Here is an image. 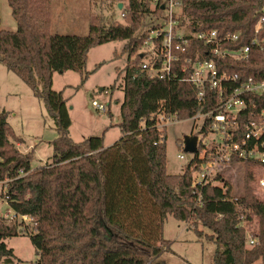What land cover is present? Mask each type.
Listing matches in <instances>:
<instances>
[{"label":"trees","instance_id":"16d2710c","mask_svg":"<svg viewBox=\"0 0 264 264\" xmlns=\"http://www.w3.org/2000/svg\"><path fill=\"white\" fill-rule=\"evenodd\" d=\"M50 1L9 0L18 25L15 31L1 28L0 15V63L44 102L58 132L50 142L53 162L33 168L34 150L17 149L15 142L22 139L7 121L8 111L0 110V181L9 179L1 197L16 218L34 219V226L26 224L23 231L30 234L40 256L36 264H167L162 258L168 249L163 229L169 215L178 221L193 220L198 237L216 244L214 264H264V200L255 196L251 184L253 168L264 163L242 161L248 182L238 201L230 199L231 186L224 190L204 185L199 187L201 205L192 186L198 156L180 174L167 171L166 129L157 127L155 117L167 112L186 120L198 112L197 88L182 79L189 78L197 59H213L209 46L189 35V50L175 51L171 78L151 76L143 65L151 60L154 67H161L164 35L154 37L151 50L145 43L151 31L164 26L163 0L157 4L155 0H118L128 1L122 10L125 23L107 24L104 17L91 14L87 35L52 33ZM181 1L178 29H217L220 35L239 31V39L226 46L251 45L249 59H221L219 70L238 75V84L264 81V0ZM255 38L260 45L252 44ZM111 41H125L123 52L127 53L119 124L123 136L108 147L104 135L75 142L70 136L67 99L63 91L53 89L54 74L75 71L85 81L89 52ZM215 96L207 89L204 110L216 107ZM244 97L250 108L240 117L241 133L246 132L245 122L253 112L264 109V94ZM260 141L264 142V135ZM247 208L259 223L253 248L246 246L247 234L241 225ZM199 224L211 233L198 228ZM18 225L0 218V264H15L14 250L4 240L18 235Z\"/></svg>","mask_w":264,"mask_h":264},{"label":"rangeland","instance_id":"374dc122","mask_svg":"<svg viewBox=\"0 0 264 264\" xmlns=\"http://www.w3.org/2000/svg\"><path fill=\"white\" fill-rule=\"evenodd\" d=\"M119 3L118 0H51L50 30L59 34L87 35L91 14L104 17L107 24L115 21L125 23L122 10L127 7L128 1H123L121 8ZM0 15L3 30H17V21L13 17L9 0H0ZM124 46L125 41H111L92 48L85 68V72L89 74L85 81L83 75L75 71L54 74L53 89L63 91L67 99L72 118L70 136L75 142L104 135L105 142L113 144L123 136L119 124L124 100L123 69L127 60V53L123 52ZM99 64L101 65L97 67ZM106 90L108 93H105ZM94 100L105 104L107 111L102 112L94 106ZM2 109L8 111L7 121L22 139L21 142H15L17 149L23 153L34 150L32 167L53 162L54 151L50 142L58 136L55 120L32 89L17 74L0 63V110ZM200 124L201 120L187 119L165 126L168 173L180 174L184 171L192 157L191 153L184 150L185 137L197 135L201 138V134H198ZM179 154H184L186 158L180 159ZM253 171L251 184L254 194L264 200V190L258 187L259 180L264 179V165H257ZM246 172L245 164L240 163L219 173L232 187L231 197L238 199L243 195L245 183L248 182ZM8 181L9 179L0 181V218L6 224L19 225L18 235L7 237L4 241L14 250L15 264H36L40 256L30 234L23 231L26 224L31 228L35 223L32 218H16L1 197L2 188L7 192ZM244 213L251 216V220L243 221L244 216H241L247 234L246 246L253 248L255 244L249 243V238L257 237L258 218L251 209H245ZM21 220L24 223H20ZM194 228L193 220L178 221L171 215L166 218L163 237L168 240V249H165L162 258L167 264H214L216 244L199 238ZM198 228L211 233L200 224Z\"/></svg>","mask_w":264,"mask_h":264},{"label":"built area","instance_id":"2783aa9c","mask_svg":"<svg viewBox=\"0 0 264 264\" xmlns=\"http://www.w3.org/2000/svg\"><path fill=\"white\" fill-rule=\"evenodd\" d=\"M163 1L162 8L166 17L163 22L164 26L161 30L151 31L149 40L145 43V48L151 50L154 37L159 34L164 35L161 46L163 62L161 67H154L151 60L146 61L143 69H146L151 76H160L161 78L167 76L171 78L173 63L177 60L175 51L186 52L189 50V35L209 46L213 56V59L210 60L197 59L193 63L194 69L189 78L182 79L196 86L197 101L200 106L198 112L190 118L195 121L201 120L202 124L198 126V134H201V138L195 135L198 137V150L195 153H191L192 157L189 162L195 156H198V170L194 175L192 186L195 188L194 193L197 195V203L201 205L203 204V197L199 189L200 186H220L224 190L229 188L227 180L219 173L234 164L242 163L246 159L264 163V142L260 141L261 136L264 135V109L257 113L253 112V117L245 122L246 132H240V117L245 115L243 114L245 113L244 111L250 108L244 95H263L264 81L249 79L238 84V75L218 69L217 61L221 59L247 60L250 58L251 45L229 48L225 44L237 41L240 36L239 31L220 35L217 29L200 32L192 31L189 28L178 29L177 16L181 13L182 1ZM154 3H159V0H155ZM261 22H264V18L261 19ZM260 43L258 38L252 41L253 45H260ZM152 58L155 60L157 56L153 55ZM188 62H191L190 59H188ZM185 70L186 68L182 69L183 72ZM207 89L216 92L217 105L209 110H204L207 103ZM105 93H108V91L106 90ZM93 105L102 112L107 111L106 105L96 100L93 101ZM155 119L157 127L162 129L166 125H173L183 121L177 113L167 112L158 113ZM207 121H210L208 125H206ZM178 157L180 159L186 158L184 154H179ZM258 187L264 190V179L259 180ZM230 199L234 202L238 201L237 198L230 197ZM243 216L244 219L242 221L248 219L246 218V213ZM25 217L32 218L30 216H22V219ZM242 221L241 225L244 226ZM257 240V237H251L249 238V243L254 245Z\"/></svg>","mask_w":264,"mask_h":264},{"label":"water","instance_id":"95a60500","mask_svg":"<svg viewBox=\"0 0 264 264\" xmlns=\"http://www.w3.org/2000/svg\"><path fill=\"white\" fill-rule=\"evenodd\" d=\"M123 5L122 2L119 3V7L121 8ZM185 148L184 150L188 153H195L197 152V143H198V137L197 136H186L185 137Z\"/></svg>","mask_w":264,"mask_h":264},{"label":"crops","instance_id":"0c3cea01","mask_svg":"<svg viewBox=\"0 0 264 264\" xmlns=\"http://www.w3.org/2000/svg\"><path fill=\"white\" fill-rule=\"evenodd\" d=\"M89 23H90V19H89ZM111 144H112V143H109V144H108V143L105 142L106 147L110 146Z\"/></svg>","mask_w":264,"mask_h":264}]
</instances>
